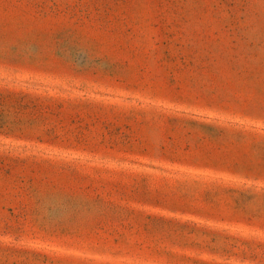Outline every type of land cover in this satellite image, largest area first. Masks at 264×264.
I'll return each mask as SVG.
<instances>
[{
    "label": "rangeland",
    "instance_id": "374dc122",
    "mask_svg": "<svg viewBox=\"0 0 264 264\" xmlns=\"http://www.w3.org/2000/svg\"><path fill=\"white\" fill-rule=\"evenodd\" d=\"M0 264H264V0H0Z\"/></svg>",
    "mask_w": 264,
    "mask_h": 264
}]
</instances>
